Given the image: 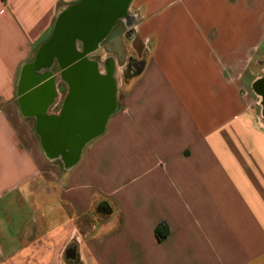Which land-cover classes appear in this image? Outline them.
<instances>
[{"label": "crops", "instance_id": "crops-1", "mask_svg": "<svg viewBox=\"0 0 264 264\" xmlns=\"http://www.w3.org/2000/svg\"><path fill=\"white\" fill-rule=\"evenodd\" d=\"M77 1L0 0V264H70V246L77 264H264V115L243 93L264 0H132L86 56L115 63L116 109L66 168L20 81Z\"/></svg>", "mask_w": 264, "mask_h": 264}, {"label": "water", "instance_id": "water-1", "mask_svg": "<svg viewBox=\"0 0 264 264\" xmlns=\"http://www.w3.org/2000/svg\"><path fill=\"white\" fill-rule=\"evenodd\" d=\"M131 2L80 0L70 6L58 17L52 36L40 47L33 62L22 71L21 90L34 87L22 98L23 111L37 119L36 130L46 155L61 160L66 168L79 161L85 145L103 132L116 109L114 73L99 72L98 65L86 56L108 36L119 19L126 17ZM55 62L73 89L62 113L52 116L46 113L51 95L42 90L52 84L44 81ZM260 82L264 83V78L254 83L253 90L262 97L264 115V87L258 88Z\"/></svg>", "mask_w": 264, "mask_h": 264}, {"label": "flooded vegetation", "instance_id": "flooded-vegetation-1", "mask_svg": "<svg viewBox=\"0 0 264 264\" xmlns=\"http://www.w3.org/2000/svg\"><path fill=\"white\" fill-rule=\"evenodd\" d=\"M131 22V17H127L126 18V24L130 23ZM128 36H131L132 34V30H128L127 33H126ZM88 60H90L88 57H86ZM93 61H100L101 59L100 58H97L96 55L95 57H93L92 59ZM90 60V61H92ZM102 63V69H99L98 68V71L99 72H104V73H108L109 70H111L115 77H116V85H117V82H118V71H117V68L115 66V63L113 62V60H106V61H103L101 62ZM97 64V63H96ZM98 65V64H97ZM133 66H135V64H133ZM137 66V65H136ZM99 67V66H98ZM60 70H59V69ZM57 69L59 70L58 71V74H54L56 75V81L52 80V82L54 83L51 84L50 86H48L46 89L44 88L42 90V93L46 94H50V101L48 103V106H47V109H46V113H48V115H52L54 116L55 114L58 113L61 114L62 111L65 109L66 107V104L68 102V99L71 95V92H72V89H73V86L70 84V82L64 77V70L61 69L59 66L57 67ZM55 69V70H57ZM54 70V69H53ZM104 70V71H103ZM50 77V76H49ZM264 78V77H263ZM262 79V78H261ZM47 80V79H46ZM45 80V81H46ZM49 80V79H48ZM42 84V83H41ZM43 86V85H42ZM37 87V86H36ZM39 87V85H38ZM262 87H264V83L263 82H260L258 84V88L259 89H262ZM37 119H35V125H36V128H37ZM75 247L74 246H70L68 249H67V252H66V255H67V258H68V261L70 264H77V256L75 255Z\"/></svg>", "mask_w": 264, "mask_h": 264}, {"label": "rangeland", "instance_id": "rangeland-1", "mask_svg": "<svg viewBox=\"0 0 264 264\" xmlns=\"http://www.w3.org/2000/svg\"><path fill=\"white\" fill-rule=\"evenodd\" d=\"M80 0L77 1V3L79 2ZM120 25H118L114 31L112 32L111 36H110V39L114 38V36H116L118 34V32L120 31ZM49 38V37H48ZM259 61H261V64L263 66L260 67L259 65ZM252 69H256L257 71L254 72V74L252 75V79H256L257 77H263L264 76V53L261 55H259V57H257L254 61H253V65H252ZM128 75L126 76H123V80L120 81L119 83V87H120V92L122 90H124L125 86H123L122 84L126 85L128 84ZM251 84V83H250ZM254 84V83H253ZM246 93V94H249L252 96L253 100L255 101V105L258 106V101L261 100V106H262V97L258 95V93H256L254 90H253V85H247L245 87V89H243V93ZM261 108V107H260Z\"/></svg>", "mask_w": 264, "mask_h": 264}, {"label": "trees", "instance_id": "trees-1", "mask_svg": "<svg viewBox=\"0 0 264 264\" xmlns=\"http://www.w3.org/2000/svg\"><path fill=\"white\" fill-rule=\"evenodd\" d=\"M162 226H166V224L165 223H162V224H160L159 226H158V228L156 229V234H157V236H158V239L161 241V240H163L164 238H166V234H162L161 233V227Z\"/></svg>", "mask_w": 264, "mask_h": 264}]
</instances>
